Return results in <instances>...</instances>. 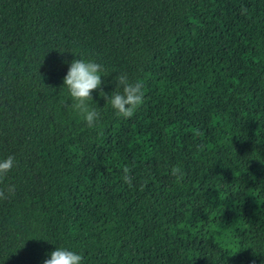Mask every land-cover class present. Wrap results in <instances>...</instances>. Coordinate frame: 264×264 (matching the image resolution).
<instances>
[{
  "label": "trees",
  "instance_id": "1",
  "mask_svg": "<svg viewBox=\"0 0 264 264\" xmlns=\"http://www.w3.org/2000/svg\"><path fill=\"white\" fill-rule=\"evenodd\" d=\"M76 58L104 65L109 95L119 73L141 82L135 114L99 89L94 127L69 111ZM9 155L0 264L57 247L82 264H264V0H0Z\"/></svg>",
  "mask_w": 264,
  "mask_h": 264
},
{
  "label": "clouds",
  "instance_id": "2",
  "mask_svg": "<svg viewBox=\"0 0 264 264\" xmlns=\"http://www.w3.org/2000/svg\"><path fill=\"white\" fill-rule=\"evenodd\" d=\"M108 74L110 73L103 64L93 60L76 58L71 62L69 70L63 78V86L67 87L71 99L70 104L65 101V107L69 111L78 112L89 128L95 126V122L100 116V113L95 108L90 107V102L94 101L93 90L99 89L100 96L107 101L106 104H110L116 110L117 115L125 119L132 117L144 102L143 84L139 81L130 82L125 73H119L115 77L116 89L110 95L106 93L101 87L104 83L101 77ZM15 166L16 159L13 155L0 160V182ZM130 171L125 166L123 178L126 183L131 185L132 177ZM171 175L176 177L178 181L183 178V173L179 166H173ZM10 195H15V185H7L5 188H0V199H8ZM82 260V253H77L65 247H57L50 253V258L44 260V264H82Z\"/></svg>",
  "mask_w": 264,
  "mask_h": 264
}]
</instances>
